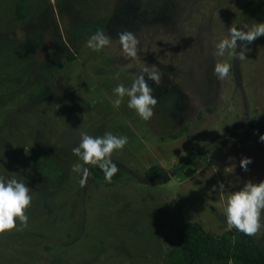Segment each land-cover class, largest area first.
Segmentation results:
<instances>
[{"label": "rangeland", "instance_id": "rangeland-1", "mask_svg": "<svg viewBox=\"0 0 264 264\" xmlns=\"http://www.w3.org/2000/svg\"><path fill=\"white\" fill-rule=\"evenodd\" d=\"M188 222L264 236V0H0V264H170Z\"/></svg>", "mask_w": 264, "mask_h": 264}, {"label": "trees", "instance_id": "trees-1", "mask_svg": "<svg viewBox=\"0 0 264 264\" xmlns=\"http://www.w3.org/2000/svg\"><path fill=\"white\" fill-rule=\"evenodd\" d=\"M16 15L21 16L20 3L16 6ZM89 171L95 178L102 180H117L121 176L119 169L101 160H92ZM166 174L165 169L157 163L145 170V175L157 183ZM174 248L179 253L170 264H198L203 257L217 262L232 259L245 264H264V236L257 241L248 230L239 226L212 235L197 223H184L178 230Z\"/></svg>", "mask_w": 264, "mask_h": 264}]
</instances>
